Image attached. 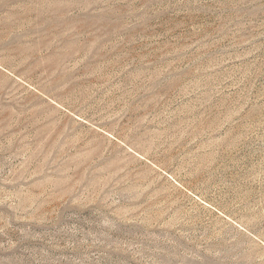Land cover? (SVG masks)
Segmentation results:
<instances>
[{
  "label": "rangeland",
  "instance_id": "obj_1",
  "mask_svg": "<svg viewBox=\"0 0 264 264\" xmlns=\"http://www.w3.org/2000/svg\"><path fill=\"white\" fill-rule=\"evenodd\" d=\"M0 264H264V0H0Z\"/></svg>",
  "mask_w": 264,
  "mask_h": 264
}]
</instances>
